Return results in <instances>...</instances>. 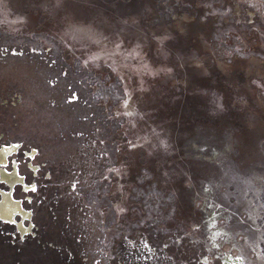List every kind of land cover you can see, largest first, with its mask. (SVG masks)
Segmentation results:
<instances>
[{
  "label": "rangeland",
  "instance_id": "374dc122",
  "mask_svg": "<svg viewBox=\"0 0 264 264\" xmlns=\"http://www.w3.org/2000/svg\"><path fill=\"white\" fill-rule=\"evenodd\" d=\"M201 1L264 89V0ZM8 146L27 214L0 217V264H247L135 89L31 0H0Z\"/></svg>",
  "mask_w": 264,
  "mask_h": 264
},
{
  "label": "water",
  "instance_id": "95a60500",
  "mask_svg": "<svg viewBox=\"0 0 264 264\" xmlns=\"http://www.w3.org/2000/svg\"><path fill=\"white\" fill-rule=\"evenodd\" d=\"M131 85L247 264H264V89L201 0H31Z\"/></svg>",
  "mask_w": 264,
  "mask_h": 264
},
{
  "label": "flooded vegetation",
  "instance_id": "af4514ba",
  "mask_svg": "<svg viewBox=\"0 0 264 264\" xmlns=\"http://www.w3.org/2000/svg\"><path fill=\"white\" fill-rule=\"evenodd\" d=\"M14 148L15 146H8L0 149L1 163L5 162L7 155L10 154ZM0 176L10 184H13L19 179L15 171L6 172L4 170H0ZM17 214L26 216L27 213L23 211L21 204L15 201L9 193H3L2 199L0 200V217L4 220L12 222ZM20 227L24 230L22 225H20Z\"/></svg>",
  "mask_w": 264,
  "mask_h": 264
},
{
  "label": "snow or ice",
  "instance_id": "6c2138e0",
  "mask_svg": "<svg viewBox=\"0 0 264 264\" xmlns=\"http://www.w3.org/2000/svg\"><path fill=\"white\" fill-rule=\"evenodd\" d=\"M33 190H35V189H33Z\"/></svg>",
  "mask_w": 264,
  "mask_h": 264
}]
</instances>
